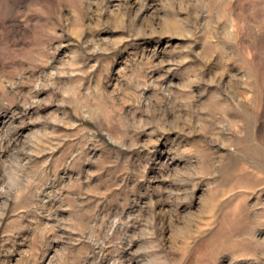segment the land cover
<instances>
[{
	"label": "rangeland",
	"instance_id": "rangeland-1",
	"mask_svg": "<svg viewBox=\"0 0 264 264\" xmlns=\"http://www.w3.org/2000/svg\"><path fill=\"white\" fill-rule=\"evenodd\" d=\"M0 264H264V0H0Z\"/></svg>",
	"mask_w": 264,
	"mask_h": 264
}]
</instances>
